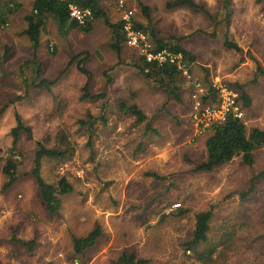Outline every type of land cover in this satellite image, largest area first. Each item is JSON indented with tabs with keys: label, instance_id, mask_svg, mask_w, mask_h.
Wrapping results in <instances>:
<instances>
[{
	"label": "rangeland",
	"instance_id": "obj_1",
	"mask_svg": "<svg viewBox=\"0 0 264 264\" xmlns=\"http://www.w3.org/2000/svg\"><path fill=\"white\" fill-rule=\"evenodd\" d=\"M9 1L22 7L0 29V264H121L123 254L145 264H264V180L251 188L264 171V146L251 165L237 156L212 172L194 171L206 160L212 124L225 114L221 89L231 93L232 112L249 135L264 130V77L253 82L258 67L264 70V0H195L216 28L198 10H166V0H125L153 50L152 32L185 36L181 45L196 59L177 79L182 103L140 73V49L125 43L116 55L103 18L88 33L73 28L66 35L50 18L35 50L24 34L34 0H0V7ZM102 7L111 23L121 22L119 0H103ZM225 37L242 52L225 48ZM43 80L54 84L40 87ZM87 84L91 95L104 98L85 99ZM210 88L216 97L205 101ZM133 103L146 122L121 113ZM90 115L92 127L85 124ZM17 116L32 136L21 133L16 181L3 190ZM148 122L154 131L146 133ZM39 144L65 152L41 160L44 181L55 185L65 177L73 187L52 216L31 175ZM206 211L212 212L207 240L192 245L196 216ZM97 227L96 244L76 256L73 239Z\"/></svg>",
	"mask_w": 264,
	"mask_h": 264
},
{
	"label": "trees",
	"instance_id": "obj_2",
	"mask_svg": "<svg viewBox=\"0 0 264 264\" xmlns=\"http://www.w3.org/2000/svg\"><path fill=\"white\" fill-rule=\"evenodd\" d=\"M102 1L103 0H34L32 10L28 16H26L27 27L24 34L36 50L40 45L39 42L41 32L46 27L50 18L56 22L57 29L61 35H66L69 29L73 28L86 33L90 32L92 29L91 22L81 25L70 17L69 7L71 5H75L83 10H89L93 16V20H98L100 18L105 20V25L112 30L111 48L116 55L121 58L122 45L125 43L122 23L118 22L113 24L109 21L103 10ZM21 5L22 4L19 2L9 1L0 7V28L9 24V17L18 12L22 7ZM180 7H188L198 10L205 14L213 22L215 21L214 17L208 12L205 6L198 4L195 0H170L165 5V9L167 10H174ZM142 9L147 19H149L148 9L146 7H143ZM226 22L227 24L229 23V15L226 16ZM214 25L216 28V22H214ZM138 28L140 30L145 29L144 26L140 24H138ZM152 35L157 45L156 50H154L155 53L167 50L173 54L181 55L185 66L186 64L190 65L195 61V57L180 46L179 38L172 37L169 39L170 41H166L156 37L155 32H152ZM223 45L227 49L242 52L240 46L237 43L230 41L228 37H225ZM76 58L77 56L74 58V61ZM72 62L73 61H71L70 64ZM82 65L83 61L79 62V70L86 73V70L82 67ZM137 68L146 79L152 81L160 90L165 92L168 98L173 99L178 103H182V97L179 92L180 89L177 85V79L181 76L182 71L179 70L176 65L166 63L163 66H159L157 62H147L146 59L142 57ZM258 75L264 77V70L260 67L257 69L253 82L257 81ZM53 84L54 82L43 80L39 86L50 89ZM88 87L89 85L87 84L84 88L85 99L104 98V94L91 95V93L87 90ZM210 96L216 97L214 88H210L208 95L204 98V100L207 101ZM240 99L246 107L250 106L251 99L243 91ZM120 111L122 114L134 116L137 123H143L148 120L147 116L136 103L131 105L123 104ZM101 120L103 119L101 118ZM95 121L96 119L90 115L85 124L89 123L92 127ZM150 131L154 130L148 122L146 125V133H149ZM211 131L212 134L206 141V160L195 166L194 171L196 172H212L216 168L229 163L237 156H242L244 163L251 165L254 162L253 153L255 149L260 146H264V130L254 128L249 135L245 123L232 112H228L225 115L224 120L221 122L212 124ZM22 132L26 133L28 137L32 136L31 129L22 122L19 116H17V125L11 131L13 148L7 152L8 158L3 168V173L8 178V181L3 186V190L11 187L16 181L17 162L14 160V157L18 154V152L16 151L15 146L17 145ZM64 153L65 152L59 150L47 149L43 145L39 144L36 151L34 168L31 172V175L37 184L41 198L51 216L56 214L61 209L60 198L66 194H70L73 191V187L65 177H61L55 185L45 182L41 176V160L45 157L59 158L62 157ZM259 178L264 180V171L252 180L251 188H253L256 179ZM211 214V211H206L199 213L196 216V225L193 233V239L191 241L192 245H197L207 240V232L209 230L208 223L211 218ZM101 235V229L97 227L86 237L74 238V254L76 256H84L86 250L92 248ZM16 241L32 248L33 244L31 241ZM119 262L121 264H145L144 260H136L133 254L121 255Z\"/></svg>",
	"mask_w": 264,
	"mask_h": 264
},
{
	"label": "built area",
	"instance_id": "obj_3",
	"mask_svg": "<svg viewBox=\"0 0 264 264\" xmlns=\"http://www.w3.org/2000/svg\"><path fill=\"white\" fill-rule=\"evenodd\" d=\"M119 6L120 8L124 9L121 23L127 45L140 49L142 57L145 58L147 62H157L159 66H163L166 63L174 64L182 72L186 71L181 55L173 54L167 50L155 53L150 45L151 43L149 42L148 36L142 30L136 27L133 9L127 8L125 0H119ZM69 8L70 17L77 23L84 25L93 21V16L89 10H83L82 8L75 5H71ZM215 87L217 86L215 85ZM220 92L224 102L226 103L225 114L221 119L224 120L225 115L228 112H232V107L235 101L230 99L231 93L226 92L225 89H221ZM235 116L239 118L237 114H235Z\"/></svg>",
	"mask_w": 264,
	"mask_h": 264
},
{
	"label": "crops",
	"instance_id": "obj_4",
	"mask_svg": "<svg viewBox=\"0 0 264 264\" xmlns=\"http://www.w3.org/2000/svg\"><path fill=\"white\" fill-rule=\"evenodd\" d=\"M168 1H170V0H166L165 1V4H164V7H165V5H166V3L168 2ZM196 2V1H195ZM143 7H146L144 4H140V8L142 9ZM147 8V7H146ZM180 8H184V7H180ZM148 9V8H147ZM143 10V9H142ZM167 10V9H166ZM148 14H149V9H148ZM93 21H95V20H93ZM93 21H91V24H93ZM1 29V28H0ZM213 31V30H212ZM144 33H145V31H143ZM212 33V32H211ZM214 33V32H213ZM146 34V33H145ZM147 35V34H146ZM155 35H156V37H158V38H161V39H164V40H168V41H170L169 39L170 38H183V37H185V36H183V37H176L175 35H171V36H164V37H162V36H160L159 35V32H155ZM148 37H149V35H148ZM150 38V37H149ZM126 43V42H125ZM123 44V45H126V44ZM122 45V46H123ZM180 46L183 48V49H185L186 51H188L183 45H181V42H180ZM189 52V51H188ZM190 53V52H189ZM192 55V54H191ZM195 57V56H194ZM196 59V58H195ZM195 63V61L192 63V64H186V66H185V69H186V71H188V72H190V70H191V67H192V65ZM145 77V76H144ZM167 95V94H166ZM168 97V96H167ZM145 114V113H144ZM146 115V114H145ZM147 116V115H146ZM145 132H146V128H145Z\"/></svg>",
	"mask_w": 264,
	"mask_h": 264
}]
</instances>
